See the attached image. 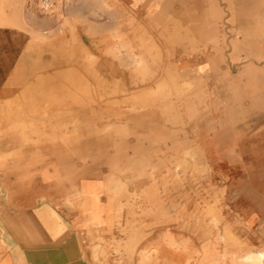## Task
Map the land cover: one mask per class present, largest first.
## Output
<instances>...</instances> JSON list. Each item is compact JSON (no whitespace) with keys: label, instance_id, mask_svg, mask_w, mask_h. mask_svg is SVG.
<instances>
[{"label":"rangeland","instance_id":"obj_1","mask_svg":"<svg viewBox=\"0 0 264 264\" xmlns=\"http://www.w3.org/2000/svg\"><path fill=\"white\" fill-rule=\"evenodd\" d=\"M44 4L21 0L17 14L4 1L0 13L42 30L45 39L37 41L61 40L63 56L64 43L71 49L69 81L52 83L68 95L67 145L60 147L68 159L1 163L16 176L1 182L9 193L0 194V218L31 213L38 230L61 237L50 218L77 217L63 207L91 187L101 223L76 226L91 264H194L206 247L222 264L221 255L236 250L233 242L240 253L260 250L253 248L259 226L252 218L264 209V97L247 80L262 61L254 43L264 41V0ZM226 234L231 239L223 240Z\"/></svg>","mask_w":264,"mask_h":264},{"label":"crops","instance_id":"obj_2","mask_svg":"<svg viewBox=\"0 0 264 264\" xmlns=\"http://www.w3.org/2000/svg\"><path fill=\"white\" fill-rule=\"evenodd\" d=\"M4 1L11 3L12 12L18 14L21 0H0ZM3 6L5 4L1 7ZM8 17L18 18L19 15ZM41 31L33 25L0 24V164L3 165L5 162H63L68 159L67 153L60 148L67 145V142H63V138L67 137L63 129L69 112L68 95L62 90L53 91L52 85L53 82L69 81L67 46L64 47L63 56L59 51L62 50L61 40L37 41L34 35ZM254 50L260 55L256 61H262L255 63L257 73L252 80L247 81L259 92L258 96L264 97V41L255 42ZM9 153L12 158L1 159ZM33 166L36 167L35 164ZM29 171L33 172L29 177L36 176L34 170ZM7 176L15 177L16 174L6 175L0 169V194L9 193L1 183ZM7 206L9 210H20L8 204ZM33 208V201H29L27 209ZM63 209L71 214L75 213L77 217L67 218L61 223L50 218L52 224L61 230V237L50 236L44 234L43 230H38L37 219L31 213L24 215L22 221L16 217L15 212L8 213L7 218L1 217L0 264H91L85 259L82 243L84 236L80 233L82 230L76 229L84 215L73 205H66ZM3 214H6L5 210ZM252 223L259 226V230L253 232V248L263 249L264 209L261 206L253 212ZM61 225L64 226L63 229L60 228Z\"/></svg>","mask_w":264,"mask_h":264},{"label":"bare ground","instance_id":"obj_3","mask_svg":"<svg viewBox=\"0 0 264 264\" xmlns=\"http://www.w3.org/2000/svg\"><path fill=\"white\" fill-rule=\"evenodd\" d=\"M14 1V0H13ZM56 2H57V0H56ZM96 3V2H95ZM46 4H44V6H45ZM103 5V4H102ZM35 6H37V5H35ZM51 6V5H50ZM54 7V6H53ZM52 7V8H53ZM100 7V6H99ZM51 8V9H52ZM104 9V8H103ZM44 10V9H43ZM46 10V9H45ZM44 10V11H45ZM50 10V9H49ZM93 12H95V11H93ZM0 24L1 25H13V26H22V25H24L22 22H21V20H19V19H17V18H13V17H8V16H2L1 14H0ZM64 26V25H63ZM60 30V29H59ZM56 30H54L53 32H55ZM58 32V31H57ZM114 33V32H113ZM39 33H37V34H35L34 36H35V38L36 39H45V38H43V37H41V36H39L38 35ZM53 34H55V33H53ZM57 35V34H56ZM58 37H59V35H57ZM89 36V35H88ZM110 36V35H109ZM113 36H115V35H113ZM111 37H112V33H111ZM54 39V38H53ZM104 40V39H103ZM117 40H119V39H117ZM110 42H111V39H110ZM94 43V42H93ZM114 43V42H113ZM118 43H119V41H118ZM121 43V42H120ZM69 44H70V42H69ZM112 45H114V44H112ZM67 46L69 47V45L67 44ZM119 46V45H118ZM64 47H65V43H64V45H63V49H64ZM67 48V47H66ZM80 48V47H79ZM82 48V47H81ZM97 48V47H96ZM118 48V47H117ZM68 50V52H67V57L68 58H73V55H72V53L70 52V50L71 49H69V48H67ZM116 49V48H115ZM128 49V48H127ZM111 50V49H110ZM113 50V49H112ZM109 51V50H108ZM82 52V51H81ZM102 52V51H101ZM116 52V51H115ZM143 52V51H142ZM104 53V52H103ZM105 53H107V51L105 52ZM83 54V53H82ZM118 54V53H117ZM124 54V53H123ZM125 55H127L126 53H125ZM113 56H114V54H113ZM113 56L111 57V58H113ZM116 56V55H115ZM129 56V55H128ZM137 56V55H136ZM81 57V56H80ZM88 57H90V56H88ZM94 57V56H93ZM93 57H91V58H93ZM97 57V56H96ZM125 57V56H124ZM90 58V59H91ZM89 59V60H90ZM105 59V58H104ZM117 59V58H116ZM123 59V58H122ZM80 60V59H79ZM119 60V59H118ZM125 60V59H124ZM130 60V59H129ZM129 60H128V62H129ZM112 61V60H111ZM117 61V60H116ZM120 61V60H119ZM133 61H136L135 62V64L137 65V66H140V64H141V59H134ZM86 62V61H85ZM99 63V61L97 60V64ZM118 63V62H117ZM95 64V63H94ZM83 65V64H82ZM86 65V64H85ZM102 65V64H101ZM103 65H104V63H103ZM102 65V66H103ZM129 65V64H128ZM111 66V65H110ZM92 67H94L93 65H92ZM106 67V66H105ZM114 67V66H113ZM96 68V67H95ZM97 68H99V66L97 67ZM111 68V67H110ZM109 68V69H110ZM126 69V68H125ZM140 70H141V68H139ZM86 70V69H85ZM84 70V71H85ZM105 70V69H104ZM113 70H114V68H113ZM117 70V69H116ZM119 70V69H118ZM129 70V69H128ZM96 71H97V69H96ZM102 71H103V68H102ZM101 71V72H102ZM122 72V71H121ZM113 73V72H112ZM118 73V72H117ZM125 73H126V71H125ZM86 74V73H85ZM102 74H103V72H102ZM119 74H121V73H119ZM111 75V74H110ZM122 75H123V73H122ZM105 76V75H104ZM118 77V76H117ZM124 77V76H123ZM86 78V77H85ZM104 78V77H103ZM115 78V77H114ZM155 78V77H154ZM78 79V78H77ZM90 79V78H89ZM93 80V79H92ZM91 81V80H90ZM108 81H109V79H108ZM113 81H116V80H112V82ZM77 82H78V80H77ZM93 82V81H92ZM91 82V83H92ZM99 82H100V80H99ZM107 82V81H106ZM79 83H81V82H79ZM94 83V82H93ZM78 84V83H77ZM84 84V83H83ZM110 84H111V81H110ZM147 85V84H146ZM79 86H80V84H79ZM84 87V86H83ZM118 88V87H117ZM85 89V88H84ZM89 89V88H88ZM111 89V88H110ZM77 90V89H76ZM93 90V89H92ZM86 91V90H85ZM91 92V91H90ZM93 93H94V91H93ZM88 94V93H87ZM95 95V94H94ZM100 95V94H99ZM79 96V95H78ZM89 96H91V95H89ZM83 97V96H82ZM86 97V96H85ZM107 97V96H106ZM86 98H88V97H86ZM123 98V97H122ZM94 99H96V98H94ZM90 100V99H89ZM107 100V99H106ZM109 100V99H108ZM119 100V99H118ZM102 101V100H101ZM103 101H104V99H103ZM158 101V100H157ZM80 102H81V105H83L84 103H82V101L80 100ZM106 102H108V101H106ZM118 102H120V101H118ZM89 103H90V101H89ZM111 103H112V101H111ZM114 103H117V99H116V102L114 101ZM121 103H122V101H121ZM120 103V104H121ZM94 104H95V102H94ZM97 104V103H96ZM101 104V103H100ZM91 105V104H90ZM99 105V104H98ZM113 105V104H112ZM74 106H77V105H74ZM109 107V106H108ZM112 107V106H111ZM119 108H120V106H119ZM118 108V109H119ZM125 109V108H124ZM111 111V110H110ZM156 111V110H155ZM103 112V111H102ZM112 113V112H111ZM111 113H109V114H111ZM102 114V113H101ZM100 114V115H101ZM98 116V115H97ZM11 117V116H10ZM99 117V116H98ZM93 118V117H92ZM97 119V118H96ZM107 119V118H106ZM71 120V119H70ZM102 120V119H101ZM68 121H69V119H68ZM75 122V121H74ZM8 123V122H7ZM118 123V122H117ZM140 123V125H141V121L139 122ZM113 124V123H112ZM13 125V124H12ZM68 125H69V123H68ZM72 125H74V124H72ZM136 125H138V124H136ZM144 125V124H143ZM94 126V125H93ZM119 126V125H118ZM122 126V125H121ZM14 127V126H13ZM57 127V126H56ZM65 127V126H64ZM99 127V126H98ZM66 128V127H65ZM69 128V127H68ZM141 128V127H140ZM10 129V128H9ZM51 129V128H50ZM56 129H58V128H56ZM62 129V128H61ZM67 129V128H66ZM13 130V129H12ZM76 130V129H75ZM110 130V129H109ZM119 129L117 128V131H118ZM121 130H123V128L121 129ZM121 130L119 131V132H121ZM20 132L22 131V130H19ZM24 131V130H23ZM56 131V130H55ZM111 131V130H110ZM52 132V131H51ZM68 132V131H67ZM105 132V131H104ZM112 132V131H111ZM110 132V133H111ZM113 132H114V130H113ZM125 132V131H124ZM71 133V132H70ZM127 133V132H126ZM137 133V132H136ZM63 134V133H62ZM97 134V133H96ZM116 134V133H115ZM65 135V134H64ZM63 135V136H64ZM70 135V134H69ZM95 135V134H94ZM109 136H112V135H110V134H108ZM119 135V134H118ZM124 135V134H123ZM48 136V135H47ZM62 136V137H63ZM44 137H46V136H44ZM66 137V136H65ZM143 137V136H142ZM14 138V137H13ZM38 138H39V136H38ZM49 138V137H48ZM114 138V137H113ZM126 137H124V139H125ZM29 139V138H28ZM41 139V138H40ZM46 138H44V140H45ZM60 139V138H59ZM58 139V140H59ZM101 139V138H100ZM99 139V140H100ZM109 139V138H108ZM115 139H116V136H115ZM143 139H144V137H143ZM58 140H57V142H58ZM76 140V139H75ZM137 140V139H136ZM138 140H139V138H138ZM38 141V139L36 140V141H34V142H37ZM46 141V140H45ZM49 141H51V140H49ZM48 141V142H49ZM62 141V140H61ZM115 141V140H114ZM41 142V141H40ZM44 142V141H43ZM52 142V141H51ZM55 142V141H54ZM64 142V141H63ZM120 143L122 142V140L121 141H119ZM125 142H126V139H125ZM47 143V142H46ZM43 144H45V143H43ZM114 144V143H113ZM116 144V143H115ZM122 144V143H121ZM128 144V143H127ZM123 145V144H122ZM122 145H121V147H122ZM125 145V144H124ZM115 146V145H114ZM68 147V146H67ZM70 147V146H69ZM113 147V146H112ZM128 147V146H127ZM126 147V148H127ZM125 149V148H124ZM8 150H6V152H7ZM15 151V150H14ZM72 151V150H71ZM9 152H11V153H13L11 150H9ZM8 153V152H7ZM11 153H9V154H5L1 159H10V158H12V156H11ZM15 153V152H14ZM68 153H70V152H68ZM16 154V153H15ZM71 154V153H70ZM13 155V154H12ZM73 155V154H72ZM147 155V154H146ZM99 156H100V154H99ZM134 157H136V155H133ZM143 156H145V154L143 155ZM14 157V156H13ZM65 157V156H64ZM128 157V156H127ZM132 157V156H131ZM130 157V158H131ZM15 158V157H14ZM46 158H48V157H46ZM84 158V157H83ZM129 158V157H128ZM127 158V159H128ZM148 158V157H147ZM145 159L144 157H143V161H145L146 162V160H148V159ZM21 159V158H20ZM45 159V158H44ZM80 159V158H79ZM126 159V158H125ZM135 159H137V157L135 158ZM134 159V160H135ZM139 159V158H138ZM145 159V160H144ZM19 160V159H18ZM81 160V159H80ZM124 160V159H123ZM141 160V159H140ZM53 161V160H52ZM116 161V160H115ZM132 161H133V159H132ZM139 161V160H138ZM148 162H149V160H148ZM117 163V162H116ZM137 163V162H136ZM156 163V162H155ZM56 165L58 164V163H55ZM113 164H115V162L113 163ZM33 165H34V163L33 162H30V163H27V165L26 166H28V167H33ZM52 165V164H51ZM55 165V166H56ZM104 165V164H103ZM109 165V164H108ZM149 165V164H148ZM118 166V165H117ZM127 166V165H126ZM112 168V167H111ZM123 168H124V166H123ZM47 168H45V170H46ZM118 169V168H117ZM107 170V169H106ZM116 170V169H115ZM120 170V169H119ZM119 170H118V172H119ZM85 171V170H84ZM43 172L45 173V171L43 170ZM42 172V173H43ZM114 172V171H113ZM41 173V174H42ZM107 173H109V172H107ZM106 173V174H107ZM115 173V172H114ZM113 173V174H114ZM120 173V172H119ZM155 173V172H154ZM112 175V174H111ZM127 175V174H126ZM54 176H55V174H54ZM58 176V175H57ZM114 178H115V176L117 177L118 175H112ZM25 177V176H24ZM26 178V177H25ZM41 178V177H40ZM46 178V177H45ZM104 178H105V176H104ZM103 178V179H104ZM131 178V177H130ZM133 178V177H132ZM46 179H48V177L46 178ZM50 179V178H49ZM60 180V179H59ZM116 180V179H115ZM67 181V180H66ZM112 181V180H111ZM70 182V181H69ZM114 182V181H113ZM117 182V181H116ZM118 183V182H117ZM124 183V182H123ZM3 184V183H2ZM127 184H128V182H127ZM69 185V184H68ZM74 185V184H73ZM121 185V184H120ZM123 185V184H122ZM3 186V185H2ZM46 186V185H45ZM67 186V185H66ZM71 187V186H70ZM6 188V187H5ZM24 188V187H23ZM53 188H54V186H53ZM54 190V189H53ZM69 190V189H68ZM72 190H73V188H72ZM107 190H109V189H107L106 188V191ZM48 191V190H47ZM71 191V190H70ZM118 191V190H117ZM55 192V191H54ZM62 192V191H61ZM74 192V191H73ZM77 192V191H76ZM52 193V192H51ZM75 193V192H74ZM143 193V192H142ZM148 193V192H147ZM36 195V194H35ZM51 195V194H50ZM62 195H63V193H62ZM72 195H74V194H72ZM82 195H84V201H83V203H82V201L81 202H79L78 201V198L77 197H79V196H82ZM43 197V196H42ZM49 197V196H48ZM64 197H66V196H64ZM77 197H76V199H77V202L78 203H75L74 201H75V195H74V197H72L71 199H69V200H67L71 205H74L77 209H79V211L82 213V214H85L84 215V221H83V226H88V225H91V226H98L99 225V223H101V212L98 210V208H96V206H95V189H93V188H91V187H84L83 189H80L79 190V192H78V194H77ZM100 197V196H99ZM128 197V196H127ZM34 198V197H33ZM46 198V197H45ZM51 199H52V196H51ZM80 199V198H79ZM74 200V201H73ZM142 200V199H141ZM51 201V200H50ZM66 201V202H67ZM130 201V200H129ZM20 202V201H19ZM65 202V203H66ZM21 203V202H20ZM32 203V202H31ZM57 203V202H56ZM91 203V205H89ZM29 205V204H28ZM50 205V204H49ZM89 205V206H88ZM20 206V205H19ZM54 207V206H53ZM65 207V206H64ZM63 207V208H64ZM68 208H70V207H68ZM114 208V207H113ZM53 209V208H52ZM58 209V208H57ZM120 210V209H119ZM119 212V211H118ZM58 216V215H57ZM71 216V215H70ZM122 218V217H121ZM147 220V219H146ZM158 220V219H157ZM155 222V221H154ZM152 223H150V225H151ZM149 225V226H150ZM153 225V224H152ZM156 225V224H155ZM64 228V227H63ZM76 230V229H75ZM132 231V230H131ZM88 232V231H87ZM76 233V232H75ZM74 236V235H73ZM144 236V235H143ZM231 239V237H230V235L229 234H226L225 236H224V238H223V240H226V239ZM67 239V238H66ZM69 239V238H68ZM80 240V239H79ZM1 242V241H0ZM77 242V241H76ZM232 245H234L235 247H236V250L234 251V252H232L231 254H229L228 256H227V254H226V252H224V254L223 255H221V263L222 264H225V261H226V259H228V263L227 264H264V248L263 249H260V250H251V251H248V252H245V253H240V247L238 246L239 244L237 243V242H233V244ZM18 250V249H17ZM76 250H77V248H76ZM209 248H204L203 250H202V254H201V256H200V258H199V260H197L194 264H219L218 263V261L217 260H215V259H213L212 257H211V255H210V253H209ZM150 251V250H149ZM133 252H134V250H133ZM80 253V252H79ZM22 257V256H21ZM145 257V256H144ZM13 258V257H12ZM93 258H96V253H93ZM11 262H13V259H12V261ZM17 264V263H16ZM186 264H190L189 262L188 263H186Z\"/></svg>","mask_w":264,"mask_h":264},{"label":"built area","instance_id":"obj_4","mask_svg":"<svg viewBox=\"0 0 264 264\" xmlns=\"http://www.w3.org/2000/svg\"><path fill=\"white\" fill-rule=\"evenodd\" d=\"M44 3L47 5V3H48V0H44Z\"/></svg>","mask_w":264,"mask_h":264},{"label":"water","instance_id":"obj_5","mask_svg":"<svg viewBox=\"0 0 264 264\" xmlns=\"http://www.w3.org/2000/svg\"><path fill=\"white\" fill-rule=\"evenodd\" d=\"M5 209L9 210L8 208H5ZM9 211H10V210H9Z\"/></svg>","mask_w":264,"mask_h":264}]
</instances>
